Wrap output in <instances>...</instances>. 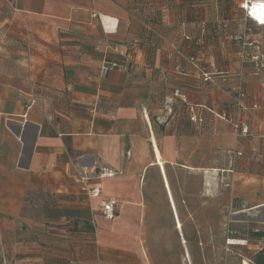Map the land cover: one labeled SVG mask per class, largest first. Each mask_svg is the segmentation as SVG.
Returning a JSON list of instances; mask_svg holds the SVG:
<instances>
[{"label":"crops","instance_id":"0c3cea01","mask_svg":"<svg viewBox=\"0 0 264 264\" xmlns=\"http://www.w3.org/2000/svg\"><path fill=\"white\" fill-rule=\"evenodd\" d=\"M4 1L0 264H212L207 175L216 171L226 173L218 193L232 174V215L264 223V78L241 69L234 40L248 26L244 40L264 42V26L245 23L244 0ZM105 62L128 70L102 75ZM209 115L227 124V146L212 137L211 169ZM235 123L246 137L236 140ZM221 146L240 154L231 166L220 167ZM110 199L107 219L100 205ZM224 242L226 253L264 249V238Z\"/></svg>","mask_w":264,"mask_h":264},{"label":"rangeland","instance_id":"374dc122","mask_svg":"<svg viewBox=\"0 0 264 264\" xmlns=\"http://www.w3.org/2000/svg\"><path fill=\"white\" fill-rule=\"evenodd\" d=\"M9 0L4 1L9 3ZM1 63V61H0ZM206 120H202L201 128L203 129V142L204 145V159L205 165L207 168H214V159L213 154L215 150L213 148L216 145L214 138L218 137V143L224 144L227 146V143L223 140L226 138L224 134L227 132V124L220 119L215 118L213 115L205 117ZM236 132V130H235ZM223 136V137H222ZM236 140H239L243 137H236ZM222 140V141H221ZM236 153L235 149H223L222 146L219 151V158L221 160L220 167L231 166V161L233 155ZM238 156L240 154L236 153ZM229 162V164H228ZM221 169V168H220ZM230 169V168H229ZM228 170V169H227ZM226 174L216 171L215 173H208L207 175V198L209 203L208 208V232H209V247H210V257L212 264H239L240 256L249 257L250 252L246 251L245 247L234 245L230 248L229 252H225V242L224 238L231 237L233 240H238L240 238H245L246 243L249 244L254 242L255 239L251 237V232L253 230L263 232L264 223L261 222L259 216H246V215H232L233 206L236 205L235 201L231 199V173L228 178L223 179L221 183L222 190L217 189L219 182V175ZM228 183V184H226ZM227 185V186H226ZM162 194L165 196L164 189L159 186ZM218 194V195H217ZM231 204H233L231 206ZM237 208V207H236ZM249 215V214H248ZM200 225V224H199ZM200 232V226L198 228ZM3 241V240H2ZM4 256H6L4 254ZM6 262H9L7 259L3 258ZM17 264V263H16Z\"/></svg>","mask_w":264,"mask_h":264},{"label":"built area","instance_id":"2783aa9c","mask_svg":"<svg viewBox=\"0 0 264 264\" xmlns=\"http://www.w3.org/2000/svg\"><path fill=\"white\" fill-rule=\"evenodd\" d=\"M257 5H260L259 7L262 9L264 8V0H244L242 4L240 5V9L243 10V16H244V21L245 23H251L255 27H262L264 26V19L259 20L253 15L252 9L256 8ZM15 10V9H14ZM92 16L95 18L97 15L92 14ZM244 34L237 36L234 38V40H237L242 43V46L240 48V63H241V69L245 65H248L249 68L252 70L253 74L255 76H262L264 78V42H247L244 40L245 33L249 32L248 26H246ZM184 39L186 41H190L191 44H195L198 48L204 49V45L202 44L203 41L199 40L194 42L190 37L185 36ZM192 62H194V58L190 59ZM119 67L122 71L126 72L128 70V64L126 65H118L116 62H105L101 68H100V73L102 75H107L112 68ZM177 70L181 71L179 67H177ZM240 75L237 77V87H236V92H237V97L239 100H243L245 94L242 91L241 88V73L239 72ZM210 78L207 75H204V81H209ZM177 94V92H176ZM239 104V102H238ZM234 128L236 130V137H246L248 134V128L246 127H241L239 124L235 123ZM80 179L82 181H86L87 178L80 176ZM88 195L90 197H99L100 195V188L99 186H96L90 190H87ZM116 199H110V200H105L101 202V209L102 213L105 218L107 219H112L114 217V209H115V204H116ZM73 264V262H71ZM3 264H7V262L3 261Z\"/></svg>","mask_w":264,"mask_h":264},{"label":"trees","instance_id":"16d2710c","mask_svg":"<svg viewBox=\"0 0 264 264\" xmlns=\"http://www.w3.org/2000/svg\"><path fill=\"white\" fill-rule=\"evenodd\" d=\"M199 40L200 39H195L193 41L196 42V41H199ZM192 47L198 48L195 44H192ZM198 49H200V48H198ZM250 235L255 240H261V239L264 238V231L263 232H259V231L253 230V232H251ZM248 260H250L251 264H264V249L254 253V254H251L248 257Z\"/></svg>","mask_w":264,"mask_h":264},{"label":"bare ground","instance_id":"6f19581e","mask_svg":"<svg viewBox=\"0 0 264 264\" xmlns=\"http://www.w3.org/2000/svg\"><path fill=\"white\" fill-rule=\"evenodd\" d=\"M259 6L260 5H257L256 8L252 9L254 10L253 15L259 20H263L264 19V8L261 9Z\"/></svg>","mask_w":264,"mask_h":264}]
</instances>
